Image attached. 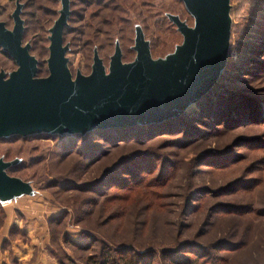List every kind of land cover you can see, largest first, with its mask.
I'll list each match as a JSON object with an SVG mask.
<instances>
[{
    "label": "rangeland",
    "instance_id": "374dc122",
    "mask_svg": "<svg viewBox=\"0 0 264 264\" xmlns=\"http://www.w3.org/2000/svg\"><path fill=\"white\" fill-rule=\"evenodd\" d=\"M228 5L227 67L214 109L244 103L249 120L239 124L241 115L228 110L220 120L190 118L188 131L116 146L91 134L1 137L0 162L21 186L0 190V264H87L90 255L122 249L140 262L151 255L150 264H172L161 253L181 244L208 254L174 255L194 264H264V0ZM16 7L21 45L45 77L60 0H0L9 31ZM68 12L61 40L72 79L90 73L94 55L107 73L116 49L131 63L137 37L152 61L164 62L183 41L170 19L193 27L179 0H68ZM15 69L0 51V74ZM145 187L157 200L135 194Z\"/></svg>",
    "mask_w": 264,
    "mask_h": 264
},
{
    "label": "water",
    "instance_id": "95a60500",
    "mask_svg": "<svg viewBox=\"0 0 264 264\" xmlns=\"http://www.w3.org/2000/svg\"><path fill=\"white\" fill-rule=\"evenodd\" d=\"M193 21L187 28L170 21L183 38L173 56L152 61L147 45L136 38L135 57L122 64L116 49L107 73L96 55L91 71L72 79L61 34L68 17V0H60L59 15L49 29L47 75L36 77V61L21 45L19 7L11 14L12 28L0 23V50L16 69L0 74V137L15 134L63 135L147 126L177 118L217 83L228 53L229 0H179ZM0 162V190L13 191L21 182L5 173Z\"/></svg>",
    "mask_w": 264,
    "mask_h": 264
},
{
    "label": "trees",
    "instance_id": "16d2710c",
    "mask_svg": "<svg viewBox=\"0 0 264 264\" xmlns=\"http://www.w3.org/2000/svg\"><path fill=\"white\" fill-rule=\"evenodd\" d=\"M172 26H174V25H172ZM22 34H23V27H22ZM1 53L4 54L8 59H10L4 52L1 51ZM37 67H38V63L36 62V77H37V75H39V70ZM226 67H225V69H226ZM224 70H223L221 76L219 77V80H218L219 82L221 81V78H223ZM218 83L215 86H213V88L195 104L194 109L187 110L186 112H184L181 116H179L177 118H172V119L160 122V123L150 124L147 126H132V127L92 131V132H88V133L83 134V136L89 135V134L96 135L97 137H99L103 141H105L106 143H108L112 146H116L120 143H130V144L131 143H138V142L142 141L143 137L153 138L155 136H160V135H164V134L173 135V134L182 132L184 130L188 131L189 129H187V125H188V120H190V118L196 119L199 116H208L211 119L220 120V119H222L223 114L225 112H227L228 110H231V112H235L236 113L235 116L241 115L240 118L234 119V120L239 119V124H241L243 121L249 120L250 117L245 116L246 115L245 113L247 112L246 110H248V109L245 107L244 103H238V102H236L235 104L229 103L223 111H221L219 109V107L216 110L214 109L216 106L219 105L220 98H221V96H220L221 92L218 90V86H217ZM237 99L234 98V100H237ZM246 118H248V119H246ZM35 135H37V134H35ZM68 135H76V134H68ZM8 136L18 137V135H15V134H11ZM28 136H30V135H28ZM1 137H3V136H1ZM19 137H21V136H19ZM140 163L141 162H139L137 165L134 166V168H136V170H138L137 168H138V165H140ZM149 164H150V162L147 165H149ZM8 168L9 167H7L5 169V173L9 176V174L7 172ZM142 168H143V166H142ZM125 169H127V168H125ZM127 170L128 171H125V172H131L129 169H127ZM142 170H144V169H142ZM143 173H145V172L143 171ZM123 174H126L127 176H131V177H132V175H135L134 173H123ZM156 180H158V179H156ZM145 185H146V183H145ZM158 186L159 185H157V187L156 186H153V187L156 189V188H158ZM150 188H152V187H150ZM135 194L140 196L144 200L145 199L148 200V202H149V200H151V201L157 200V197L155 195L157 193L151 189L148 190L147 187L143 188V190H141V191L135 192ZM145 196H147L148 199L145 198ZM221 207L222 206H219L216 208H221ZM222 208L225 209L224 210L225 214H228V213L232 214L233 211L235 210L234 208H231V207H222ZM229 210H231L232 213ZM216 246H218V248H219V243L216 244ZM188 247H189L188 245L181 244L177 249H171L168 251H163L161 253V255L164 257L169 255L168 260L172 264H194L192 261H190V259H188L184 256H181V257L174 256V255H177L179 252H181L182 254L183 253L192 254L194 259H198V260L206 259V257L208 256L206 251L201 247L199 249L193 250V251H189L192 249H188ZM212 248L215 251L219 250V249H217V247H212ZM220 250H222V249L220 248ZM131 252L132 251L130 249H122L120 251H116L115 252L116 257H114L108 251H100L98 253V255H90L89 259L87 260V264H117L115 262V258H119L123 262V264H150V259L152 258L151 255H148V257L144 261L142 260V262H140V260L137 259V256H135L133 254V252L132 253ZM130 253H131V255H130ZM69 263L73 264L72 262H69Z\"/></svg>",
    "mask_w": 264,
    "mask_h": 264
}]
</instances>
